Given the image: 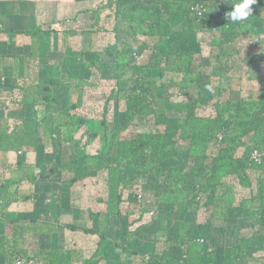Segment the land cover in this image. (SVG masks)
Returning a JSON list of instances; mask_svg holds the SVG:
<instances>
[{
	"label": "trees",
	"instance_id": "1",
	"mask_svg": "<svg viewBox=\"0 0 264 264\" xmlns=\"http://www.w3.org/2000/svg\"><path fill=\"white\" fill-rule=\"evenodd\" d=\"M82 1L0 25V264H264V0Z\"/></svg>",
	"mask_w": 264,
	"mask_h": 264
},
{
	"label": "rangeland",
	"instance_id": "2",
	"mask_svg": "<svg viewBox=\"0 0 264 264\" xmlns=\"http://www.w3.org/2000/svg\"><path fill=\"white\" fill-rule=\"evenodd\" d=\"M73 2V3H72ZM82 0H2L0 2V25L6 29H31L37 25L62 23L68 29L79 30L82 24L89 23L88 14L77 13L83 10ZM89 2V1H88ZM49 3V5H47ZM25 4L28 5L24 6ZM50 12H48L47 8ZM90 7V5H88ZM46 13L52 14L49 18ZM76 17V21H71ZM64 22H66L64 24ZM81 23L72 27L73 23ZM66 28V29H67ZM82 28H87L82 27ZM11 41L18 43L19 37L13 36Z\"/></svg>",
	"mask_w": 264,
	"mask_h": 264
},
{
	"label": "clouds",
	"instance_id": "3",
	"mask_svg": "<svg viewBox=\"0 0 264 264\" xmlns=\"http://www.w3.org/2000/svg\"><path fill=\"white\" fill-rule=\"evenodd\" d=\"M256 3L257 0H233L232 10L226 13V16L234 25L242 24L251 16V5Z\"/></svg>",
	"mask_w": 264,
	"mask_h": 264
},
{
	"label": "built area",
	"instance_id": "4",
	"mask_svg": "<svg viewBox=\"0 0 264 264\" xmlns=\"http://www.w3.org/2000/svg\"><path fill=\"white\" fill-rule=\"evenodd\" d=\"M192 10L195 11L199 16L202 13L201 9H199L198 7H193ZM256 44H258V39H256V38L249 41V45H251V46H254ZM251 157L254 161H256V162L259 161V155L256 151L252 153ZM151 214L152 213L150 212L149 215H151ZM13 264H40V262L34 258H26V257L18 256L15 258Z\"/></svg>",
	"mask_w": 264,
	"mask_h": 264
},
{
	"label": "crops",
	"instance_id": "5",
	"mask_svg": "<svg viewBox=\"0 0 264 264\" xmlns=\"http://www.w3.org/2000/svg\"><path fill=\"white\" fill-rule=\"evenodd\" d=\"M2 0H0V2H1ZM71 1H73V0H71ZM73 3V2H72ZM47 5H49V3L47 4ZM26 6L28 7V5L26 4ZM82 7H84L85 8V5H82ZM48 9V12H50V10L49 9H51V8H47ZM79 13H81V10L77 13V16H78V14ZM85 15H87V13H84ZM49 15H50V17L52 16V14H48V13H46V17L47 18H49ZM89 16V15H88ZM66 22H64V24H65ZM79 24H81V23H73L71 26L72 27H76L77 25H79ZM63 27H65V28H67L66 26H64V25H62ZM89 27L90 26V23H85V24H82V25H80L79 27H77V28H82V27Z\"/></svg>",
	"mask_w": 264,
	"mask_h": 264
}]
</instances>
